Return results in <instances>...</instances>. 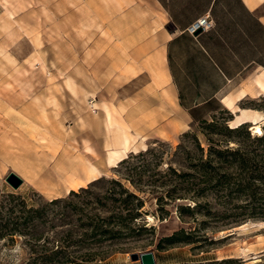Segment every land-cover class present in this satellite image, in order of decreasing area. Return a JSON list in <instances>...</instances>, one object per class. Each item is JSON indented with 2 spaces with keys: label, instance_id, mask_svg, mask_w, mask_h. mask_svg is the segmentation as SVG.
Segmentation results:
<instances>
[{
  "label": "rangeland",
  "instance_id": "1",
  "mask_svg": "<svg viewBox=\"0 0 264 264\" xmlns=\"http://www.w3.org/2000/svg\"><path fill=\"white\" fill-rule=\"evenodd\" d=\"M116 2L0 0V99H6L0 101V128L4 120L14 123L11 98L32 93L47 109L49 166L79 157L101 173L77 191L57 180L48 192L19 162L0 157V264L41 259L59 245L54 237H67L68 252H87L83 234L104 220L114 230L111 239L92 246L100 254L93 262L77 264H141L130 256L147 252L157 264H264V143L249 125L230 134L234 116L221 103L250 89L239 106L264 113V96L255 89L263 70L228 83L209 106L178 107L152 54L161 43L121 37L129 23ZM109 116L138 137V146L147 145L116 168L108 164ZM40 159L29 162L40 165ZM11 173L23 180L19 189L7 183ZM114 180L143 206L122 204ZM181 206L190 210L181 215ZM182 229L192 238L159 247Z\"/></svg>",
  "mask_w": 264,
  "mask_h": 264
},
{
  "label": "crops",
  "instance_id": "2",
  "mask_svg": "<svg viewBox=\"0 0 264 264\" xmlns=\"http://www.w3.org/2000/svg\"><path fill=\"white\" fill-rule=\"evenodd\" d=\"M116 1L129 23L121 37L161 43L152 54L178 107L218 99L228 83L264 70V0ZM208 14L211 31L196 38L187 33Z\"/></svg>",
  "mask_w": 264,
  "mask_h": 264
},
{
  "label": "bare ground",
  "instance_id": "3",
  "mask_svg": "<svg viewBox=\"0 0 264 264\" xmlns=\"http://www.w3.org/2000/svg\"><path fill=\"white\" fill-rule=\"evenodd\" d=\"M255 89L260 96H264V70L255 81ZM37 93L38 91L35 90ZM253 91L242 90L237 96H224L221 103L225 109L232 113L234 118L230 121L231 129H239L249 125L250 131L256 137L264 135V113L251 108H241L239 104L251 97ZM65 93L60 90L59 98L64 97ZM32 93L20 94L11 98L9 105L11 110L9 115L12 121L4 120V127L0 128V157L5 160H13L20 163L24 174L27 178L33 180L46 191L50 192L55 188V182L61 180L71 191H77L84 188L86 184H91L99 180L100 171L95 163L79 157H68L66 161L58 165L54 169L49 166L46 153V147L43 140L47 139L50 127L47 125L49 118L47 117L46 105H43L39 98H33ZM29 98H32L30 101ZM52 99V97H50ZM6 99H0L5 102ZM49 103V101L47 102ZM110 129L113 135V141L109 144L108 164L111 168L118 167L129 154H137L140 151H147V145L143 141L138 146V137L133 135L125 124L116 123L112 116H109ZM180 124H177V127ZM52 138V137H51ZM41 147L42 155L37 153V149ZM141 149V150H140ZM34 150V151H33ZM53 153L52 155H55ZM88 155L92 158L94 152L89 149ZM41 158V159H40ZM31 159L41 160L40 165H32ZM152 220V219H151ZM247 225L242 226L245 228Z\"/></svg>",
  "mask_w": 264,
  "mask_h": 264
},
{
  "label": "trees",
  "instance_id": "4",
  "mask_svg": "<svg viewBox=\"0 0 264 264\" xmlns=\"http://www.w3.org/2000/svg\"><path fill=\"white\" fill-rule=\"evenodd\" d=\"M210 103H214L213 101L208 102L205 104L204 107L211 105ZM202 109V108H201ZM200 109V110H201ZM214 110H217L216 107L213 108ZM197 110V109H196ZM199 110V111H200ZM190 112L193 114V117L195 120L201 121L206 123V120L203 119H197L195 112L190 110ZM244 127V126H243ZM239 128V129H232L230 131V134L232 133H240L241 129L243 128ZM259 143H264V135L262 136V138L257 140ZM217 153L219 154V156H222L223 151L218 150ZM231 155H236V153H231ZM127 162V160H124L121 164H125ZM129 178V176H127V179ZM132 182L133 185H135V182L132 179H128ZM113 184L119 186L122 190V193H120V195L123 197V199H120L119 201L122 202V204H129L130 200H135L137 201V206L138 207H142L144 202L141 200V198H139L137 195L130 193L129 190H127L123 184L117 180L113 181ZM125 196V198H124ZM130 208H127V206L124 208V210H129ZM135 210V208L130 211L128 213V219L133 220V211ZM186 210H190L187 209L184 206H181V215L184 214V212ZM123 217V216H122ZM126 219V220H128ZM103 224H98L97 226L94 227V229L92 230L91 233L87 232L85 234H83L86 238V241L84 242L85 245L81 246V249L87 248V252L81 253L82 250H79V252H68V248H70V246L67 244V237H62L61 239L54 237L53 238V242H57L59 243V245L55 248H47L45 250V254L42 256L41 259H36L33 262H29L28 264H77V262L79 260H81L82 262L88 263V262H93L98 256H100V254H98L97 252L92 251V246L95 247V245L101 243L103 240H107V239H111V234L113 233V229L109 228V224L106 222V220L102 221ZM107 223V224H106ZM193 236V232H190L189 234H187V232L182 229L178 232H176L175 234H173L171 237L168 238H164L162 240V242L160 243L159 247H162V243L164 242H170L171 245H175L179 242H182V240L184 238L186 239H191ZM191 237V238H190ZM48 243V242H47ZM187 244H197V242H188Z\"/></svg>",
  "mask_w": 264,
  "mask_h": 264
},
{
  "label": "water",
  "instance_id": "5",
  "mask_svg": "<svg viewBox=\"0 0 264 264\" xmlns=\"http://www.w3.org/2000/svg\"><path fill=\"white\" fill-rule=\"evenodd\" d=\"M202 34V30H199L195 37H198ZM7 183L13 187L14 189H19V187L23 184V180L19 178L16 174L11 173L6 179ZM233 235V234H232ZM231 235V236H232ZM133 262H140L141 264H157L156 257L154 252H147L141 255L132 254L130 256Z\"/></svg>",
  "mask_w": 264,
  "mask_h": 264
},
{
  "label": "built area",
  "instance_id": "6",
  "mask_svg": "<svg viewBox=\"0 0 264 264\" xmlns=\"http://www.w3.org/2000/svg\"><path fill=\"white\" fill-rule=\"evenodd\" d=\"M214 28V22L210 16V14L206 15L205 17L201 18L197 22H195L192 26H190L187 30V33L190 34L192 37H195V34L202 30L203 33H207Z\"/></svg>",
  "mask_w": 264,
  "mask_h": 264
}]
</instances>
